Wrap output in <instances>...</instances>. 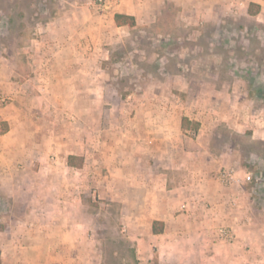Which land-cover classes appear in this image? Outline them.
<instances>
[{"label": "crops", "instance_id": "0c3cea01", "mask_svg": "<svg viewBox=\"0 0 264 264\" xmlns=\"http://www.w3.org/2000/svg\"><path fill=\"white\" fill-rule=\"evenodd\" d=\"M64 1L69 5L34 26L32 34L15 37L9 51L0 41V193L28 196L14 227L0 231L3 264H86L81 243L89 235L82 228L98 222L103 209L126 226L141 258L152 254L148 242L160 262L187 264L177 249L189 242L201 243L202 259L213 258L212 228L231 217L238 222L228 191L214 177L226 155L214 150L220 126L196 123V137H191L195 123H183V118L192 117L186 113L177 120V109L165 104L160 105L163 121L127 123L125 137L109 129L103 137L102 111H110L114 102L97 83L102 15L89 7L90 0L79 9L72 0ZM200 1V13L206 15L210 7ZM246 1L248 12L251 2L260 5L258 14L264 11V0ZM132 8L124 0L106 17L117 28H133L118 26L114 18L124 13L137 21ZM90 79L92 86L80 83ZM72 112L84 113L79 123L96 129L95 149L81 135L76 151L70 139L42 140L44 129L70 123ZM71 156L80 162L70 164ZM93 193L105 199L100 206L88 198ZM156 221L160 232L153 230Z\"/></svg>", "mask_w": 264, "mask_h": 264}, {"label": "rangeland", "instance_id": "374dc122", "mask_svg": "<svg viewBox=\"0 0 264 264\" xmlns=\"http://www.w3.org/2000/svg\"><path fill=\"white\" fill-rule=\"evenodd\" d=\"M210 1L205 0L210 7L205 15L200 13L204 8L200 0H130L137 17L133 28H117L106 17L117 9L96 12L102 15L103 26L97 34L103 42L97 83L114 102L110 111H102L103 137L108 129L125 137L127 123L163 121L160 105L165 104L177 109V120L186 113L192 117V121H183L195 123L188 132L191 137H196V123L220 126L214 150L226 155L219 159L214 177L228 191L238 222L233 223L231 217L230 222L212 228L213 258L202 259L201 243L194 242L177 249V254L184 255L181 261L187 264H264V11L250 14L246 0ZM86 2L71 1L76 9ZM64 3L0 0L1 43L9 51L8 44L15 37L32 34L34 26L52 19ZM92 80L80 83L92 86ZM103 97L105 101L107 96ZM82 115L70 113V123H58L55 131L42 123L47 128L42 131L44 143L48 137L60 143L70 139L76 151L81 135L95 149L96 129L82 126ZM49 158L55 161L56 155L50 153ZM77 159L71 162L78 164ZM225 168L233 169L239 182L223 184L218 174ZM247 172L252 174L250 182L242 178ZM88 198L98 206L105 201L97 193ZM27 202V195L0 193V231L14 227ZM99 218L82 228L89 235L81 243L87 250L86 264H176L171 259L160 262L149 242L146 250L152 254L141 258L137 242L126 235V226L112 220L105 209ZM222 226L230 229L231 241L218 239L217 230ZM3 239L0 234V264ZM197 253L200 255L194 259Z\"/></svg>", "mask_w": 264, "mask_h": 264}, {"label": "built area", "instance_id": "2783aa9c", "mask_svg": "<svg viewBox=\"0 0 264 264\" xmlns=\"http://www.w3.org/2000/svg\"><path fill=\"white\" fill-rule=\"evenodd\" d=\"M124 0H90L91 7L96 12H108L115 10ZM243 178L244 182H250L252 180V174L247 172ZM218 179L223 184H235L239 182V177L233 171V169H223L218 174ZM218 239L220 241H231L233 235L231 234L230 229L227 227H219L217 230Z\"/></svg>", "mask_w": 264, "mask_h": 264}, {"label": "trees", "instance_id": "16d2710c", "mask_svg": "<svg viewBox=\"0 0 264 264\" xmlns=\"http://www.w3.org/2000/svg\"><path fill=\"white\" fill-rule=\"evenodd\" d=\"M255 7H257V8H255ZM259 9H260L259 4L254 3V2L250 3V5H249V13L250 14H252V15L257 14L259 12ZM114 18H115V22L118 26L129 25V26L133 27V26H136V23H137L135 16L124 14V13H116ZM187 120H188L187 118H183L184 122ZM197 128H198V124H196V126H195V129H197ZM73 158H75V157L71 156L70 161H69L70 164H72V165L74 164L73 162H71V160ZM159 224H160V222H158V221H156L154 223V226H153L154 232H160L162 230L161 227H159Z\"/></svg>", "mask_w": 264, "mask_h": 264}]
</instances>
